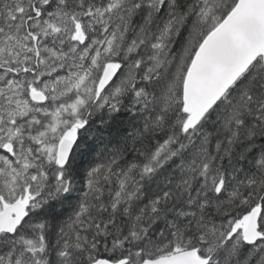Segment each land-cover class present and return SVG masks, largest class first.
<instances>
[{
    "label": "snow or ice",
    "instance_id": "obj_1",
    "mask_svg": "<svg viewBox=\"0 0 264 264\" xmlns=\"http://www.w3.org/2000/svg\"><path fill=\"white\" fill-rule=\"evenodd\" d=\"M0 264H264V0H0Z\"/></svg>",
    "mask_w": 264,
    "mask_h": 264
}]
</instances>
